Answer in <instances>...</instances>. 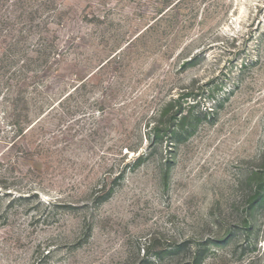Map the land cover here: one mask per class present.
<instances>
[{
  "label": "rangeland",
  "instance_id": "374dc122",
  "mask_svg": "<svg viewBox=\"0 0 264 264\" xmlns=\"http://www.w3.org/2000/svg\"><path fill=\"white\" fill-rule=\"evenodd\" d=\"M0 264H264V0H0Z\"/></svg>",
  "mask_w": 264,
  "mask_h": 264
}]
</instances>
